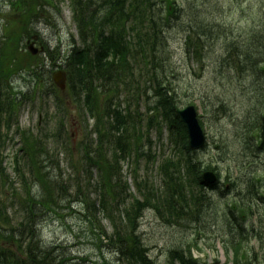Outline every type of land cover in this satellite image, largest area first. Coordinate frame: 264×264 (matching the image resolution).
I'll return each mask as SVG.
<instances>
[{"label":"trees","instance_id":"1","mask_svg":"<svg viewBox=\"0 0 264 264\" xmlns=\"http://www.w3.org/2000/svg\"><path fill=\"white\" fill-rule=\"evenodd\" d=\"M110 1L118 8L116 7L111 12L105 13L99 18V21L96 22L92 17V10L94 8L87 5V0H71L76 15H78V18H81L83 25L82 39L85 45L84 49H74L66 62L69 89L73 99L84 107L87 113L92 117L94 116L96 121L94 132L99 134L100 143L94 147L93 144L90 143V138L87 137L84 142L82 141L80 144V150L81 164L95 170L99 169L100 171L97 185L101 189L100 208L102 209L112 208L111 202L115 203L112 197L117 193H120L123 197L129 196L126 194L125 188H120L122 185L126 186V184L120 176L118 161L120 156L125 157L133 154L136 155L137 158L144 156V147L146 148L148 137H143L139 132H136V128L133 126L135 118L130 113L124 115L122 111V113L115 111L107 116L101 115L98 106L99 99L97 96L95 97L90 93L87 94L86 89H88V87L92 88L95 83H101L100 87L106 88L104 81H107L108 78L110 79L111 75L107 76V72L100 69L109 64L107 61L105 64H102L104 60L108 59L111 55L117 59L119 55L126 57L130 54L128 62L112 70L115 72L114 75L118 79L121 78V80H124L127 74L131 73L134 76V73H137L134 79L135 82L139 75H141L140 80L141 78L144 79L143 85L140 87L141 90L138 91L139 93L148 92L146 90V88H148L151 91H158V101H163L165 103L175 99L179 102L178 104H180L181 101L176 99V97L179 96L177 91L172 92V100L171 97H169L170 89L168 86L174 85V80H176L175 71H173L174 64L170 48L164 42L166 40H162L159 36L173 33L175 31L174 28L178 26V24L185 25V20L186 30L184 28L183 30L186 32L191 30V39L187 44V46H189L188 52L191 57H195L198 61L200 59L202 63H205L203 62V49L205 48L206 39L203 38H207V34H205L206 36L203 35L205 36L203 37L201 32L197 30L196 23L207 21V19L213 20L218 16L214 13L212 15V13L208 11V5H204L202 0H156L155 6L153 0ZM19 2L21 9L28 14H32V11L28 10L30 8L28 5L30 2L35 3L36 6L39 4L37 0H19ZM220 3L221 0H213V7L218 14H220V12L217 6H220ZM253 3L257 18L253 21L254 23L252 25L249 24L248 17L244 19L245 26H243V29H237L236 26L230 23L227 24L230 33L240 34L239 39H243L249 35L252 36L251 33L254 32V29L255 31L257 30L256 26L258 23L261 24L260 20L264 10V0H255ZM118 4H120V6H118ZM184 5L185 7L183 8ZM149 7L153 15L157 13V18L165 29L162 30V33H159L155 31L159 30L158 26L153 28L147 27L146 29L149 33L146 35H137L135 34V30L144 25L138 12H143L142 17L146 16L145 22H147L146 13ZM220 16L228 20L232 15L228 16L227 12L223 9V15L220 14ZM16 21H18V19L15 20L14 18L8 22L11 28L6 35L9 39L7 42L13 41L11 36L15 35L13 30L16 28ZM19 22L20 25L24 24L22 20ZM93 28H97V31L94 32ZM109 30H111V33H109ZM106 33H108V36H106ZM131 34H135L136 37L131 38ZM129 37L132 41L128 40ZM223 42L224 41L221 40L220 37L214 41V45L221 48ZM13 49H15V46L8 45L7 43H2L0 45V85L8 81L11 77L13 60L8 55L11 56L9 51ZM74 55L78 56L73 57ZM211 60L215 61L212 57ZM256 61V64H254L256 65L254 69V78L250 79L251 76L248 75L249 72L248 74L243 73L239 65H231V67H229L228 72L231 78L235 81L243 82H249L258 78L264 82V54L258 55ZM80 81L83 83L84 88L81 87ZM166 88H168V91ZM88 91L90 92V89ZM111 93L112 91L108 90L107 94L112 98L110 99L109 97L105 100L107 101L105 109L112 107L111 102L117 100L120 95L117 94L116 97H113ZM261 93L264 96V89ZM262 99L264 100V97ZM16 106H18V104L16 100H11L10 94L6 95V100L0 98V148L3 143L2 127L6 126L7 129L12 127L13 121L10 114L13 113V109ZM225 106V104H220L217 110L218 113L225 114ZM251 107L256 108L257 112H262V115L255 119L260 121L259 126L247 123L245 117L244 133L246 136H244V139L235 140V142L230 145L231 149L238 148L241 150L240 153H242L243 157H248L247 154L249 153V155L256 158H261V156H264V101H262L259 106L252 105ZM163 111L164 113H160L162 117L161 120L165 122L170 130L171 143L177 154L175 159L171 158L165 161L166 164L163 166L162 173L165 176L166 192L164 191L163 195L159 197L151 195L150 192L148 196H144L143 201L134 198L133 202L130 203V208L124 212L125 220L120 221L119 225L113 226L114 230L111 236L102 229L96 215L93 214L87 217L88 219L91 218L88 220L90 231L94 234V238L95 236L97 238V241L95 240V246H98V248L102 246L99 250L102 248L109 249L112 256L116 257L117 264H156L150 257L149 249L146 247L142 236L139 234L140 221L144 217L141 211L143 207L154 206L157 210L160 205L165 211L171 214L166 218L167 222L171 221V226L184 228L178 221V218H182L181 216L186 215L187 212L190 211V208L195 206L198 208L203 201L205 202V199H209L208 189L216 191L220 189V185H223L225 187L224 192L220 189L222 197L225 196L226 192L236 191L238 189V184L236 182L239 176V166L238 160L236 159L234 160V162L237 163L236 166L225 172L227 173L226 177L223 176L224 172L218 169L217 166L214 167L209 165L205 167V170H211L218 174L221 179L219 185L209 187L202 181L203 163H201L197 157L198 153L189 148L185 126L177 117L172 105L168 107L165 103ZM5 115L7 117L3 119ZM122 115L125 117H122ZM129 125L133 126L131 131ZM114 126L124 128L126 132L119 136L115 134ZM104 138L108 139L110 143L114 142L115 145H118L115 147H113L112 144L110 146H105L102 143L105 140ZM130 138L137 139V149L130 145ZM22 140L24 144L23 149L27 154L30 164L37 169L35 178L41 185L43 192L49 197V200L53 201L51 196L54 194L57 196L58 192L60 196H64L67 192V188L60 186L57 177L52 176L53 173L46 171L48 167L44 168V170L42 168L41 170L40 164H43V161L46 159L44 156L45 148L43 142L38 139L35 140L29 135H22ZM107 148L112 150L110 161L108 159ZM220 149L223 151L224 155L229 153L224 143H222ZM126 150L127 154L125 153ZM71 151L70 149L69 154L71 156L73 170L75 169L77 171L78 169L73 163ZM46 155L48 156L49 153H46ZM43 158L45 159L43 160ZM2 172V165L0 163V180L2 176H4V172ZM260 184L261 182H259L258 174L256 172L249 173L241 184L245 187L243 191L249 192L247 197L244 198L245 205H241L239 201H234L230 205L226 204L227 210L224 218L226 222H233L236 225V228L233 229V232L227 240V246H231L234 249V259L237 264L262 263L260 254L255 253L254 250L251 252H249V249L245 250L249 245H246V240L250 238L251 234L245 222L255 216V206L253 204L255 203V199L260 198ZM248 204L249 208L247 209L245 206ZM92 207L93 211H97L94 205H92ZM34 210L35 209H33L32 212H34ZM86 210L91 213L88 207ZM30 221V226L27 227L26 232L29 233L31 242L27 243L24 248L25 241H21L18 252H12L10 248H4L0 245V264H40L43 260H47L44 264H86L87 261L85 259L67 258L64 255L57 256L54 252L45 251L42 242L38 240L36 229L32 225L33 221ZM28 222L29 220L26 222V225ZM98 231H101V233L96 234L95 232ZM195 233H201L198 227H196ZM5 239L9 242V246L14 245V235L5 237ZM168 257V264H173L174 261L176 262L178 260L180 264H195L189 251H184L181 247L171 249Z\"/></svg>","mask_w":264,"mask_h":264},{"label":"rangeland","instance_id":"2","mask_svg":"<svg viewBox=\"0 0 264 264\" xmlns=\"http://www.w3.org/2000/svg\"><path fill=\"white\" fill-rule=\"evenodd\" d=\"M42 1L40 11H43V15L37 16L39 20L33 26L42 35L43 42L50 47L52 53L55 55L56 50L60 48L61 57H63L68 46L73 41H79L77 29L72 22V11L69 2L66 0ZM9 2L11 0H0V38L8 33L6 21L2 20V17H7V13L10 11ZM33 4L35 5V3ZM45 5H49L46 13H44ZM50 5H53V8H50ZM58 10L61 13H58ZM246 17H248L249 24L252 25L257 15L255 11L246 14L240 11L235 12L227 20V23L241 29L245 26L244 19ZM169 48L174 64L173 71L176 72L175 77L187 81L189 77L193 80H199L201 79L199 77L204 76L202 75L201 65L197 64L194 58L190 59L187 56L182 43H171ZM44 56V54L41 55V58L45 64L55 65V63L46 61ZM54 73L55 71L50 74L51 77ZM22 74L21 79L27 80L29 78L25 73ZM200 84L204 86L203 89L198 87L199 93L186 98L182 105L194 103L198 107L201 121L204 123L205 131L209 137V149L200 152L197 157L204 167L217 166L218 169L224 172L223 176L226 177L227 173L225 172L233 169L237 163L234 162L236 158L226 161L227 156H223V151L220 149L221 140L233 143L238 137V132H241V128L244 126L243 119L247 116L242 105H245L243 103L244 99L238 97L237 99H230L229 96L224 98L223 86L220 83L214 84V80L209 81L207 79L206 85ZM15 86L18 89H12L17 96V100L21 103L15 112V125L21 133L28 131L35 134L37 138H46L45 143L50 151L51 166L57 171L54 174L58 175L57 179L60 186L67 188L64 196H60L58 192V202L57 200L52 202L58 203L50 206L51 209L55 210L54 213L46 211L36 218L43 242L54 250L60 247L59 252L70 246L71 249L67 252L66 257L80 256L86 259L88 264H115V259L111 257L110 253L107 251L100 253L94 246V236L82 214L87 207L89 209L93 208L92 205L98 208L97 202L100 192L98 185H96L97 170L91 171L90 167L81 164V151L79 149V144L83 139L81 123L86 121V118L79 116V109L73 104H70L68 112L58 113L55 107V98H43L40 93L33 96L37 92L34 91V86L29 85L26 81L20 80L19 83H15ZM31 91L34 93H30ZM26 93H30L29 96L32 98L29 102L23 99V94ZM181 94L182 92H180ZM219 98H223V104L226 105L225 114H220L217 111L215 104L220 101ZM58 120L63 123L66 120L68 123V127H66L68 132H62L60 138L57 136ZM78 122H80L79 125ZM89 125L92 126L93 123L89 122ZM16 126L12 127L10 131H4V134L7 135V141L5 146L2 147L1 161H3L2 166L10 182L6 187L0 189L1 199L8 208V215L15 228L25 222L26 216L20 204L24 198L22 183L26 182L32 185V172H36L34 168L32 169L25 153H20L22 146L20 136L16 133ZM67 135L70 136V139ZM225 138L229 140H225ZM149 139L153 143V147L148 146L147 154L152 157L155 156L156 162H148L146 158H142L138 162L129 159L120 163V175L126 184V186L122 185L121 189L125 188L129 196L125 197L123 202L112 205V209L120 206V213L117 214V217L115 216V221L123 219L124 205L132 203L134 198L143 201L144 195L150 191L154 192L151 195L157 197L162 196L165 191L164 181L159 174V167L163 159L173 153L169 141V131L164 128L162 133L159 134L156 129H153L150 131ZM70 146L73 149V163L77 167V171L73 170L71 156L65 153ZM229 151L235 153L234 149ZM240 154L236 150V155L240 158L236 159L239 166L238 189L229 192L224 198L220 191L221 189L224 192L223 185L219 190H208L210 198L219 203V208L215 212L223 217L227 210L226 204L230 205L234 201L242 199L241 193L245 187L241 184L249 173L257 172L258 175H261V178L264 177L263 158H256L249 155V153L247 154L248 157H243ZM58 164L59 168H57ZM16 167H18L17 170H15ZM134 174H136L139 184L134 182ZM262 185H264V182ZM36 186V184L32 185L35 196L37 190L34 187ZM260 193V198L255 199L253 204L255 206V216L245 222L251 231L250 238L247 240V245H249L245 250L249 249V252L254 250L255 253L264 256V186L260 189ZM213 212L209 210L206 214L211 216ZM97 218L101 221L106 232L112 233L113 226L111 222L106 220L102 214H97ZM195 231V228L187 231L181 227L171 226V221H163L154 209L146 212L140 223V233L150 249L152 258L156 259L158 264H168V253L171 249L179 247L184 251L191 249L192 255L198 259V264H217L216 261H219V264H225L224 249L223 244H221V240L227 235L225 230L206 224L204 228L200 229V234H196ZM259 264H264V262Z\"/></svg>","mask_w":264,"mask_h":264},{"label":"bare ground","instance_id":"3","mask_svg":"<svg viewBox=\"0 0 264 264\" xmlns=\"http://www.w3.org/2000/svg\"><path fill=\"white\" fill-rule=\"evenodd\" d=\"M203 4L208 5V11H210L213 15L216 14V18L213 20L207 19V21L199 22L196 23V28L199 32H201L202 36L207 34V38L205 41V48L203 49V62L200 61L199 65H201V70L203 71L202 75L199 78V80H193L191 77L187 79V81L184 80H178L175 82L174 85L168 86L169 90V97H171V100L173 99L172 92L177 91L178 95L176 99L180 100H185L186 98L193 97L194 94H198V87L203 89V84H207V79L209 81L214 80V84L220 83L223 87V91L225 92L224 98L225 97H230V99L233 98H243V103L244 106V111L246 116V121L249 124H254L255 126H259L260 121L255 120L256 118H259L260 115H262V112L258 111L256 108L251 107L252 104L254 103L255 106H259L262 101H264L262 98L264 97L261 91L264 89V82L261 79L255 78L256 80H251L249 82H243V81H235L231 78V75L229 74L228 70L231 65H239L242 69V72L245 74H248L250 79L254 78L255 75V66L256 60L258 58V55L264 54V10L262 12V17H261V24L258 23L256 26L257 30H253L254 32L251 33L252 36H247L243 39H239L240 34L239 33H230L228 30L227 26V20L225 17L220 16V14L223 15V9L225 12H227V15L230 16L234 14L235 12H242V13H251L254 11V3L252 0H221L220 7L219 5L217 6L218 11L220 14H218L214 7H213V0H202ZM154 6L156 5V0H153ZM122 4V3H120ZM118 4V6H120ZM87 5L93 7L94 9L92 10V17L94 20L97 22L99 21V18L103 16L105 13L111 12L114 8H116V5H113L112 1L110 0H87ZM124 5V4H122ZM49 5L44 6V13L47 12V7ZM185 5L183 6V8ZM118 8V7H117ZM155 8V7H154ZM256 10V9H255ZM139 17L142 19L143 26L138 27L135 30V34L137 35H143L149 33L147 31V27L153 28L155 26H158L159 30H155L156 32L162 33V30L165 29V27L159 22V19L157 18V13L156 15L152 14V11L149 7V10L147 11V22H145L146 16L142 17L143 12H138ZM210 13V14H211ZM113 15V14H112ZM184 23L186 25V21L184 20ZM185 25L178 24L174 28V32L171 34H163L160 35L159 37L164 41L165 44L169 47L171 46V43H182L184 45V49L186 50L187 56L191 58V55L188 52V47L187 44L190 42V32L191 30H188V32L184 31L183 28L186 30ZM83 26V25H82ZM81 26L80 34L82 36V30L83 27ZM94 32L97 31V28H93ZM99 33V32H97ZM206 36V35H205ZM203 36V37H205ZM223 40V44H221V48H218V46L214 45V41L217 38H220ZM73 39V38H72ZM74 40V39H73ZM239 40V41H238ZM42 41V35L39 32H35L33 35L27 37V38H14L13 41L8 42V45L12 46H17L21 48H34L36 47L40 42ZM26 43V44H25ZM60 51V48L56 50V54ZM53 54V53H52ZM55 54V55H56ZM54 55V54H53ZM257 55V56H256ZM78 56L74 55L73 57ZM211 57L213 60H211ZM130 59V54L127 55L126 57L123 56H118L117 59H115L112 55L109 56L108 59L104 60L102 64H105L106 61L109 63L102 68H100L102 71L107 72V76H110V79L108 78L107 81H104V85L106 89L112 91L111 95L113 97H116L117 94H123L127 95L126 99L127 100H132V102L129 101H124L121 104L118 105L120 110L123 112V114L126 113H132L134 115V118H138L141 122H145L147 125V128L150 130L156 129L159 130L165 122H163L160 116V113H164L163 109L165 107V103L167 104L168 107L175 108V106L179 103L177 100L173 101H168V102H163V101H158L157 100V95L158 91H151L148 88L146 90L148 92H143L139 93L138 91L141 90L140 87H142L144 79L138 76L137 81L135 82L134 79L137 76V73H134V76L129 73L126 75L124 80H121V78H117L112 70L115 68L119 67L122 64H125L128 62ZM49 69L50 66L48 64H45V62H42L40 65L32 69L30 72L25 73L29 78L27 80H31L37 77H43V78H48L49 77ZM67 71V69H65ZM208 78H206V77ZM23 77V74L20 75L18 78L11 80V81H5L2 84V88L14 92L13 89H18L15 86V83H19L21 81H26L25 79H21ZM220 81V82H218ZM200 82V83H199ZM29 85L34 86V91L39 92V91H47V90H52L56 88V86L53 85H46V84H33L30 82H27ZM100 84L101 83H95L92 88L86 89L87 94H92L93 96H100L101 89H100ZM260 84V85H259ZM262 84V85H261ZM81 87L84 88L83 83L80 81ZM77 86V85H76ZM13 88V89H12ZM168 88L166 90L168 91ZM90 89V92L88 91ZM260 91V92H259ZM31 91L30 93H32ZM180 92L182 94L180 95ZM30 93L23 94V97H27ZM34 93V92H33ZM163 93V92H160ZM35 94V93H34ZM217 103L215 104L217 106V110L219 109V105L223 104V98H219ZM226 111V107H225ZM252 114V116H251ZM122 117H125L122 115ZM253 118V119H251ZM244 120V119H243ZM244 124V121H243ZM245 125V124H244ZM130 127V126H129ZM114 132L117 135H123L126 132V129L124 128H118L117 126H114ZM132 130V127H130V131ZM245 126L241 128V132H238V137L235 139H244L245 133ZM129 131V132H130ZM130 134V133H129ZM90 135V143H93V140H95L99 134L98 133H91ZM102 142L103 145L105 146H110L112 144L113 147H115V143L110 141L106 138ZM225 140H229L228 138H225ZM130 145H132L133 148L137 149V139L135 138H130ZM123 143V141H121ZM222 143L226 144V148L228 150H231V142L229 141H222ZM235 142V141H234ZM125 144V143H123ZM234 149L235 153L236 150L240 151L238 148H232ZM127 150L125 151V153ZM230 153V154H229ZM229 153H226L223 156H227L226 161L233 160V159H240L233 151H229ZM127 154V153H126ZM242 154V153H241ZM240 154V155H241ZM243 156V155H241ZM261 158L264 159V156H261ZM239 184L238 182H236ZM236 184V185H237ZM249 192L243 191L241 193L242 199L239 201L241 205H245L244 203V198L247 197ZM58 195L56 196L55 194L51 196V199L53 201L49 200V197L46 195V193L37 191V194L33 200V205L36 210H42V212H54L55 210L51 209V205H55L58 203H52L57 200L58 202ZM112 197V196H111ZM210 199V200H209ZM205 199V202L203 201L198 208L192 207L190 208V211L187 212L186 215L181 216L182 218H178V221L184 226L185 230H193L196 227L200 229L204 228L206 224L213 225L215 227H220L221 229L225 230L226 236L222 240H227L229 239L230 234L233 232V229L236 228V225L233 222H226L225 218L223 216H220V214L216 213L215 210L219 208V203L218 201L214 199ZM48 200V201H47ZM62 200V199H61ZM112 200L115 203H120L124 201V197L120 194L117 193L113 195ZM111 202V205L115 204ZM120 206H116L115 209L112 208H107V209H102V208H97V211H93V208H91V213L87 212L85 210L82 214L85 217H89L90 215H96L97 214H102L106 220H113L117 217V214L120 213ZM130 208V204H125L123 207V219L118 220L117 223H120V221H124V212L127 211ZM245 208H249V204L245 206ZM154 209L160 217H162V220L165 221L166 218L171 215L167 211H165L160 205L158 209L156 210L154 206H149V207H143L141 209L142 215L144 216L146 212ZM212 210L214 211L211 216L210 214H206L207 211ZM255 211V209H254ZM214 215V216H213ZM116 216V217H115ZM171 217V216H170ZM91 219V218H89ZM98 219V218H97ZM100 222V221H99ZM100 225L103 230L105 228L102 226V223L100 222ZM96 234L101 233V231L95 232ZM107 233V232H106ZM109 236L112 234L107 233ZM94 235V234H93ZM38 240L41 242L43 241L41 238V235L38 236ZM27 242V241H26ZM31 242L28 241V243ZM45 251H51L56 253L57 256L59 255H68V251H70V246H67L61 252H59L60 247H57L58 249H52L51 247L44 246ZM153 261L157 263L156 259H153ZM182 261V260H181ZM47 260L41 261L40 264L46 263ZM173 264H180V261H174Z\"/></svg>","mask_w":264,"mask_h":264},{"label":"water","instance_id":"4","mask_svg":"<svg viewBox=\"0 0 264 264\" xmlns=\"http://www.w3.org/2000/svg\"><path fill=\"white\" fill-rule=\"evenodd\" d=\"M178 114L181 116V118L183 119V121L188 127V131H189V135L191 139V146L194 149L202 148L204 145V136L196 120L195 109L192 107H189L185 109L184 111H179ZM204 178L210 184H214L217 180L213 174H206Z\"/></svg>","mask_w":264,"mask_h":264}]
</instances>
